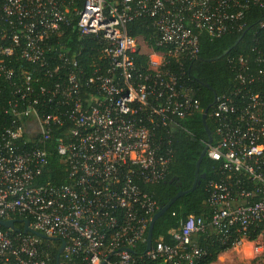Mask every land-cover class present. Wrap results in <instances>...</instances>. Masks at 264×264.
Wrapping results in <instances>:
<instances>
[{
    "label": "built area",
    "instance_id": "1",
    "mask_svg": "<svg viewBox=\"0 0 264 264\" xmlns=\"http://www.w3.org/2000/svg\"><path fill=\"white\" fill-rule=\"evenodd\" d=\"M251 7L264 12V0H0V84L11 90L1 108L0 218L28 219L59 241L52 259L42 238L0 228V264H132L130 249L146 243L158 210L141 186L163 180L172 160L168 128L203 112L184 62L197 57L201 33L243 30ZM140 18L157 34L154 46L128 33ZM74 31L89 39L95 60L88 51L81 61L83 48L63 42ZM258 64L264 49L252 62L232 58L234 87L216 96L209 114L217 143L207 155L232 173V188L210 184L211 226L223 237L264 222ZM51 152L66 167L59 185L40 182ZM204 227L187 216L174 244L157 241L142 259L196 264L203 252L192 235ZM242 241L253 246L251 264H264V231L235 246Z\"/></svg>",
    "mask_w": 264,
    "mask_h": 264
},
{
    "label": "trees",
    "instance_id": "2",
    "mask_svg": "<svg viewBox=\"0 0 264 264\" xmlns=\"http://www.w3.org/2000/svg\"><path fill=\"white\" fill-rule=\"evenodd\" d=\"M246 25L240 32L229 31L218 38H210L207 34L201 33L198 40L197 57L184 62L185 76L188 78V85L191 94L197 99L204 111L210 106L205 123L202 120V113L198 112L185 119H179L174 125L168 128L167 141L173 151L172 160L163 180L142 185V189L151 194L157 203L158 210L164 206L179 191H185L154 223L152 244L162 241L166 244H174L172 232H179L182 223L187 216L192 215L201 218L204 222V230L192 235V243L200 248L203 256L196 264H212L217 261L219 255L235 246V243L243 235L248 240H254L261 231H264V222L257 227H251L245 233L234 232L230 236H221L211 226L213 208L208 199L211 192L210 184L213 182L227 183L232 188V173L223 168L222 160H214L206 154L199 164V182L195 189L190 190L194 182L196 162L203 150L209 144L217 143L214 134V121L209 116L216 96L228 94L232 91L235 80L232 70V58L239 56L248 58L250 62L256 56L258 50L264 49V27L260 23L264 21V12L256 7H251L245 15ZM147 19L133 20L127 25L128 33L133 36H141L150 45L154 46L155 31L147 28ZM63 42L75 49H82L83 58L90 51L91 42L82 40L77 33L69 32ZM158 50V48H156ZM91 52V51H90ZM92 59H96L94 52ZM145 61V56L142 57ZM88 61V60H87ZM264 64H258L262 67ZM0 122H5L6 116L1 108L6 99L11 96V90L6 82L0 84ZM6 120V119H5ZM209 130V133L207 131ZM66 167L59 157L51 152L49 154V165L45 175L40 182L59 185L66 182ZM157 212V211H156ZM17 219H21L18 218ZM20 227V224L16 225ZM0 228L6 230L4 227ZM44 246H49L54 259L58 240L41 239ZM146 250V243H139L130 249L133 259L132 264H161V261H144L142 255Z\"/></svg>",
    "mask_w": 264,
    "mask_h": 264
},
{
    "label": "water",
    "instance_id": "3",
    "mask_svg": "<svg viewBox=\"0 0 264 264\" xmlns=\"http://www.w3.org/2000/svg\"><path fill=\"white\" fill-rule=\"evenodd\" d=\"M210 106L207 107L203 113H202V120L205 123L207 115H208V110H209ZM207 131L209 133V130L207 128ZM210 141H211V136H209V144L206 146V148L203 150L201 156L198 158L197 162H196V168H195V176H194V182L192 184V187L190 190L195 189V187L197 186L198 182H199V164L201 162L202 157L206 154L207 149L210 145ZM185 193V191H179L175 196H173L164 206H162L161 208H159V210H157V212L152 216L149 226H148V231H147V239H146V249H149L152 245V235H153V226L155 221L157 220V218H159L166 210H168V208L183 194ZM17 224H22V228L17 227ZM0 226L4 227L5 229H10V230H14L16 232H23V233H31L33 235H36L42 239H47V240H55L56 238H52V237H48L46 235H44L43 233L34 230L31 226H30V221L28 219H16V218H12V219H2L0 218ZM61 246L59 249L58 254L63 250L64 245H65V240L61 239ZM56 262L58 263V255L56 256Z\"/></svg>",
    "mask_w": 264,
    "mask_h": 264
},
{
    "label": "rangeland",
    "instance_id": "4",
    "mask_svg": "<svg viewBox=\"0 0 264 264\" xmlns=\"http://www.w3.org/2000/svg\"><path fill=\"white\" fill-rule=\"evenodd\" d=\"M252 247L251 244L242 241L230 250L221 253L215 262L216 264H251L253 259L248 258L254 256ZM260 259L264 260V256H261Z\"/></svg>",
    "mask_w": 264,
    "mask_h": 264
},
{
    "label": "clouds",
    "instance_id": "5",
    "mask_svg": "<svg viewBox=\"0 0 264 264\" xmlns=\"http://www.w3.org/2000/svg\"><path fill=\"white\" fill-rule=\"evenodd\" d=\"M260 251H261V253H264V247H261ZM252 258H254V257H249L248 259H252ZM214 264H216V262H214Z\"/></svg>",
    "mask_w": 264,
    "mask_h": 264
}]
</instances>
